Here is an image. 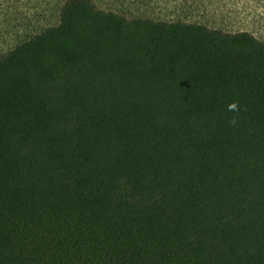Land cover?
<instances>
[{
	"label": "trees",
	"instance_id": "16d2710c",
	"mask_svg": "<svg viewBox=\"0 0 264 264\" xmlns=\"http://www.w3.org/2000/svg\"><path fill=\"white\" fill-rule=\"evenodd\" d=\"M0 264H264V41L65 0L0 57Z\"/></svg>",
	"mask_w": 264,
	"mask_h": 264
},
{
	"label": "rangeland",
	"instance_id": "374dc122",
	"mask_svg": "<svg viewBox=\"0 0 264 264\" xmlns=\"http://www.w3.org/2000/svg\"><path fill=\"white\" fill-rule=\"evenodd\" d=\"M65 0H0V57L60 21ZM98 8L130 19L204 23L249 31L264 41V0H93Z\"/></svg>",
	"mask_w": 264,
	"mask_h": 264
},
{
	"label": "clouds",
	"instance_id": "9594fccd",
	"mask_svg": "<svg viewBox=\"0 0 264 264\" xmlns=\"http://www.w3.org/2000/svg\"><path fill=\"white\" fill-rule=\"evenodd\" d=\"M227 110L229 112H236V113H238L240 111L239 102H233V103L229 104ZM236 122L237 121H236V117L235 116L229 121V123L232 124V125H235Z\"/></svg>",
	"mask_w": 264,
	"mask_h": 264
}]
</instances>
